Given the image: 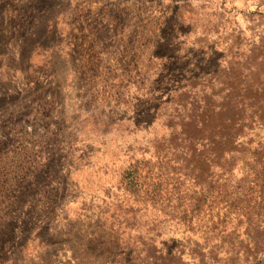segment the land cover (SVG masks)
<instances>
[{"label": "rangeland", "instance_id": "rangeland-1", "mask_svg": "<svg viewBox=\"0 0 264 264\" xmlns=\"http://www.w3.org/2000/svg\"><path fill=\"white\" fill-rule=\"evenodd\" d=\"M262 87L264 0H0V264H257Z\"/></svg>", "mask_w": 264, "mask_h": 264}, {"label": "trees", "instance_id": "trees-1", "mask_svg": "<svg viewBox=\"0 0 264 264\" xmlns=\"http://www.w3.org/2000/svg\"><path fill=\"white\" fill-rule=\"evenodd\" d=\"M254 97L258 103L262 104L259 108L262 110V108H264V100L258 99L256 96ZM229 111H233V117L226 115L228 112L227 109H221L219 112H215L217 117L216 124L211 125L210 121L205 122L200 130L209 131L208 137L214 138L216 146L218 149L220 148V153H216L214 155V158L216 159L223 158L225 151H228L227 153H234L238 150L242 152L250 150L252 152V160H247L242 156L240 158L241 163H236L233 166L235 175L234 179L236 180L237 185H240L239 188H244L245 184L248 183V178L254 175L256 182H259L256 183V187H261L258 190V196L255 197L262 199L264 202V139H262V136L259 135V132H254L253 135H248L246 138L242 139L244 128L247 126L246 120H244V117H242V113L246 112V106L243 103L242 105L234 104V106L229 108ZM197 127L198 123L196 122L189 124V128L187 130L190 133L189 136H192L191 133L194 132V130H191L190 132V128L196 129ZM227 138H229L230 141L232 140L233 148L231 150L221 148L223 144L227 142ZM190 144L191 145L189 146L187 152L190 153L191 160L195 159L197 165L195 168H204L205 166H208L209 164L207 160L210 158H208V156H202L201 153H196V148L194 146L197 144V141L191 139ZM215 163H219V161L217 160ZM258 168H260V170H258ZM248 192L249 191L246 189H242L239 193L237 192V194L239 197H246ZM182 223L186 224L185 221ZM256 252L257 257L255 258L249 257V253H246L245 251H239L238 255L240 256V259L250 260L251 262L256 261L257 264H262L264 258H260L258 255L264 254V248L257 250Z\"/></svg>", "mask_w": 264, "mask_h": 264}]
</instances>
